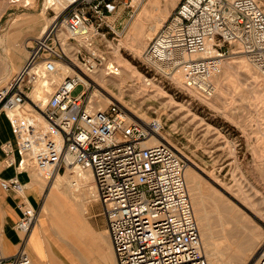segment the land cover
<instances>
[{
    "label": "built area",
    "instance_id": "built-area-1",
    "mask_svg": "<svg viewBox=\"0 0 264 264\" xmlns=\"http://www.w3.org/2000/svg\"><path fill=\"white\" fill-rule=\"evenodd\" d=\"M46 1L64 9L58 15L47 9L57 18L34 39L25 64L0 90V113L15 136L14 143L2 145L5 167L19 172L34 167L50 180L68 169L90 171L93 203L102 207L117 264H209L185 180L186 162L163 136L162 119L146 122L119 102L104 110L91 102L93 74L104 69L119 75L120 67L103 47L110 34L119 36L109 19L118 4L129 1L43 0L42 8ZM235 53H242L264 78V10L257 0H181L143 61L158 74H181L187 89L212 97L213 79ZM60 67L69 73L56 83ZM38 86L48 93L45 101L31 97ZM78 86L84 90L73 97ZM26 104L42 116L43 128L15 126L9 114ZM0 189L19 198L15 230L22 237L13 255L5 254L0 241V264H35L27 247L40 208L29 203L26 184L17 177L0 179ZM257 264H264V252Z\"/></svg>",
    "mask_w": 264,
    "mask_h": 264
},
{
    "label": "rangeland",
    "instance_id": "rangeland-1",
    "mask_svg": "<svg viewBox=\"0 0 264 264\" xmlns=\"http://www.w3.org/2000/svg\"><path fill=\"white\" fill-rule=\"evenodd\" d=\"M128 1V5L118 4L117 12L109 19L119 32L127 25L126 32L120 36L110 34L103 47L124 73V81L119 83L115 80L117 76L109 75L105 84H99L92 77L105 74L106 70H99L91 76V102L102 109L111 102H119L143 121L162 119L163 136L186 162V181L194 198L195 214L199 215L203 249L207 250L204 243L212 237L227 261L247 264L252 252L259 248L261 254L264 252V78L242 53L233 55L235 58L226 62L215 82L214 96L208 99V104L204 103L198 94L186 90L182 81L180 84L174 81L180 75L158 74L149 70L143 61L148 45L181 0ZM257 1L264 10V0ZM9 2L5 0L6 8L0 9V16L8 10L2 22L6 25L5 32L25 25L29 29V21H34L36 32L32 36L40 37L53 17L50 12L42 15L43 0H35L29 8ZM156 2L160 5L159 13L153 9ZM136 14L141 19L133 29L131 21ZM155 14L153 22L151 16ZM152 27H158L155 34L151 32ZM26 37L16 42L17 45ZM4 40L5 36H1L0 64L12 56L5 51L10 48ZM24 57L27 56L19 55L7 80H0V90L23 67ZM241 63H246L249 71ZM146 77L153 78L151 86L147 85ZM83 90V86H78L72 96L77 97ZM31 173L34 182L49 191L47 177L43 178L34 167ZM58 175L66 180L75 179L69 172ZM84 195L86 199L89 197L87 192ZM89 217L93 224L94 218L91 214ZM95 222L102 224L101 218ZM7 235L12 241L17 240L10 230ZM261 254L253 264L258 263Z\"/></svg>",
    "mask_w": 264,
    "mask_h": 264
},
{
    "label": "crops",
    "instance_id": "crops-1",
    "mask_svg": "<svg viewBox=\"0 0 264 264\" xmlns=\"http://www.w3.org/2000/svg\"><path fill=\"white\" fill-rule=\"evenodd\" d=\"M3 7L6 8L5 0H0V9ZM7 12L8 10L0 16V40L1 36H5L4 41L10 48L9 50L6 48L5 51H9L12 56L6 59L7 62L1 61L0 80L2 79V82L6 81L9 74L13 72V66L17 65L19 55L27 56L25 55L27 54L26 44L34 41L32 34L36 32V23L29 21V29H26L27 25H25L26 27H19L15 31L9 28L6 33V25L2 22ZM24 36L27 37L23 43L17 45L16 42L21 41ZM26 59L27 57L23 58V65ZM9 141L14 143L15 136L8 118L4 113H0V179L8 180L17 177L20 182L26 184L25 197L37 209L41 208L46 198L39 214L40 222L31 232L27 247L34 263L116 264L107 229H103L106 222L101 214L102 207L99 203L90 202L89 197L87 199L84 197L85 192L90 189L89 185L80 192L74 193L69 187L71 180L55 175L52 177H55L53 181L52 178L50 180V176L46 178L49 191L42 189L34 182L31 172H19L15 167H5L2 145ZM14 157L17 161L18 156L15 154ZM87 180L90 181L89 176ZM18 202L17 196L0 189V241L6 255L16 253L22 238L21 234L15 230V225L21 217ZM90 214L94 218L93 224L89 221ZM98 218H101L102 224L98 225L95 222ZM8 230L13 232L16 241L8 237Z\"/></svg>",
    "mask_w": 264,
    "mask_h": 264
},
{
    "label": "bare ground",
    "instance_id": "bare-ground-1",
    "mask_svg": "<svg viewBox=\"0 0 264 264\" xmlns=\"http://www.w3.org/2000/svg\"><path fill=\"white\" fill-rule=\"evenodd\" d=\"M10 1V0H9ZM19 2L17 3V5H23L24 8H29L31 7L34 3H35V0H18ZM12 2L10 1L9 4H11ZM171 4L173 5L174 2L172 1ZM51 8L52 10H54L56 12V14L58 15L59 13H61V11L64 9V5L63 4H59V5H56V6H52V2H48L46 1L44 6H43V12H42V15L44 16L47 12V9ZM153 9H154V12L155 13H159L160 12V5L159 3H155L153 5ZM166 15V11H164L163 13V16L165 17ZM55 18H57V16H55ZM54 17H51V22L55 19ZM152 18V21H156V14L155 15H152L151 16ZM141 19V15L140 14H136L135 17L133 18V20L131 21V25H133V29L136 27L137 23L140 21ZM50 22V24H51ZM49 24V25H50ZM49 25L44 29V31L42 32V34L40 35L39 38L42 37L43 33L46 31V29L49 27ZM130 29V27H129ZM132 29V31H133ZM127 30V25L125 26L123 32H118L119 36L121 34H123L124 32H126ZM158 30V27H152L151 28V32L152 33H156ZM27 46H29V43L26 44V50H27ZM236 52L239 51V49H235ZM118 52V51H117ZM235 54H238V53H235ZM27 56H28V51H27ZM235 57H229L227 58L224 63H223V66H222V73H223V69H224V66L226 64V62L228 60H231ZM245 58V57H244ZM245 60L248 61V63L255 69L256 67L248 60L245 58ZM119 62V61H118ZM243 68L248 70V67L246 65V63H241ZM123 67V66H122ZM60 70H61V73H58L54 79L56 81V83H59L63 77L67 76L68 73H69V70H67L65 67H60ZM258 71V70H257ZM103 72V71H102ZM98 73V72H97ZM222 73L215 77L213 79V85H214V89L216 91V86H215V82L220 78V76L222 75ZM123 74L122 71L119 72V75L117 77H115L119 83H122L124 81L123 79ZM178 75H180L181 78L179 77H176L174 79L175 82H177L178 84L181 83L182 81V85L184 86L183 84V77L181 74L177 73ZM106 76H109L106 71H105V74H102L100 76H92L94 78V80L99 83V84H105L107 82L106 80ZM110 81V80H109ZM147 85L148 86H151L152 83H153V80H145ZM149 81V82H148ZM184 88H186L184 86ZM186 90L190 91V92H193V93H196L198 94L202 99V101L204 103H207L208 104V99H210L211 97H205V96H202L200 93H198L197 91H193V90H190V89H187ZM52 89H49L48 92H51ZM215 91H214V94H215ZM213 94V96H214ZM212 96V97H213ZM31 97L34 101H38V99L40 100H43L45 101L49 96H48V93H44L41 88L38 86L35 88V90L33 91V93L31 94ZM41 105V104H40ZM28 108V110H27ZM100 110H104L102 108H98ZM9 116L11 117L13 123L15 124V126L19 129V130H23L25 129V127L28 125V124H34L35 126L39 127V128H43L45 126V123H44V120L42 118V116L39 114V113H36L32 110L31 106L26 104L25 106H23L21 109H19L18 111L16 112H13V113H10ZM148 122V121H146ZM160 140L159 139H156L153 141V143H158ZM73 171V170H72ZM71 169H68L67 172L71 173L73 176H74V180L70 181L69 182V187L73 190L74 193H78L80 192V190H83L84 188H86L87 185H89L90 189L87 191L88 194H89V201L93 203V198H92V193L94 192V183H93V176L91 174L90 171H86V172H82V173H79L78 171H73L72 172ZM55 175H58V174H55ZM54 175V176H55ZM59 176V175H58ZM87 176H89L90 178V181L87 180ZM185 180H186V170H185ZM187 183V181H186ZM187 187H188V191H189V195H190V198H191V201H192V205H193V201H194V198L191 197V194H190V190H189V186L187 184ZM193 209H194V206H193ZM194 213H195V210H194ZM40 214V213H39ZM198 214V213H197ZM195 214V218H196V221H197V224L200 223V219H199V215ZM41 216V215H40ZM39 220H40V217L38 216V220H37V224L36 226H38L39 224ZM35 226V227H36ZM199 227V225H198ZM35 229V228H34ZM200 230V228H199ZM201 231H200V236H201ZM201 239L204 241V237L202 236ZM205 245V248L207 249L205 251L204 250V253L209 261V264L213 263V264H232L230 261H227L225 255L223 254V252L221 250H219V247H218V244L211 238H209V240L207 239V242L205 241L204 243ZM66 249V248H65ZM114 253V251H113ZM259 253L261 254V248L255 250L254 252H252L251 256L249 257L248 261H247V264H253L255 262V260L257 259V256L259 255ZM263 253V252H262ZM115 255V254H114ZM116 259V258H115ZM48 261V260H47ZM53 264V263H52ZM117 264V262H116Z\"/></svg>",
    "mask_w": 264,
    "mask_h": 264
}]
</instances>
